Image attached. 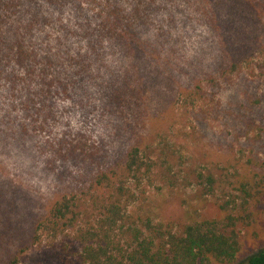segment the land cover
<instances>
[{
  "label": "rangeland",
  "instance_id": "obj_1",
  "mask_svg": "<svg viewBox=\"0 0 264 264\" xmlns=\"http://www.w3.org/2000/svg\"><path fill=\"white\" fill-rule=\"evenodd\" d=\"M161 1L162 16L174 19L165 26L169 40L156 37L151 24L146 46L137 39L139 46L108 51L86 91L57 95L54 119L39 128L40 146L0 144V264L12 256L18 264H76L80 247L70 234L35 241L34 223L61 195L78 194L96 173L120 164L133 144L167 157L173 176L143 179L128 206L154 221L177 226L221 215L211 198L199 199L196 171L232 181L264 176L261 12L209 0L220 20L210 26L188 16L181 0ZM121 2L131 8L134 1ZM257 209V227L248 230L239 258L264 248V198Z\"/></svg>",
  "mask_w": 264,
  "mask_h": 264
},
{
  "label": "trees",
  "instance_id": "obj_2",
  "mask_svg": "<svg viewBox=\"0 0 264 264\" xmlns=\"http://www.w3.org/2000/svg\"><path fill=\"white\" fill-rule=\"evenodd\" d=\"M131 1L129 8L121 0H0V144L40 146L39 128L54 119L57 95L72 99L86 91L101 75L108 51L146 46L151 24L157 25L156 37L171 38L165 26L174 19L162 16L161 0ZM181 1L194 20L219 23L209 0ZM232 5L264 18V0H233ZM165 164L167 157L131 145L120 164L96 173L87 188L54 200L35 221L32 239L70 234L80 247L76 264H264V248L239 258L248 230L257 227L264 176L232 181L227 174L196 171L199 199L211 198L221 215L175 226L128 209L143 179L171 182ZM18 262L12 256L6 264Z\"/></svg>",
  "mask_w": 264,
  "mask_h": 264
}]
</instances>
